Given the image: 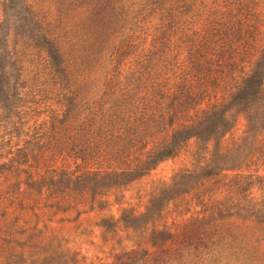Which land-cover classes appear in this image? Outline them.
Instances as JSON below:
<instances>
[{"label": "trees", "instance_id": "trees-1", "mask_svg": "<svg viewBox=\"0 0 264 264\" xmlns=\"http://www.w3.org/2000/svg\"><path fill=\"white\" fill-rule=\"evenodd\" d=\"M91 1L79 43L0 0V264L185 263L231 221L264 230V0ZM97 231L111 260L81 252Z\"/></svg>", "mask_w": 264, "mask_h": 264}, {"label": "rangeland", "instance_id": "rangeland-1", "mask_svg": "<svg viewBox=\"0 0 264 264\" xmlns=\"http://www.w3.org/2000/svg\"><path fill=\"white\" fill-rule=\"evenodd\" d=\"M65 0H41L45 13L54 25H59L63 31L74 34V40L80 43L82 39L89 37L83 23L86 21L91 9V0L81 5L71 8H65L61 5ZM68 1V0H66ZM65 1V2H66ZM138 6L139 0H128ZM63 7V9H62ZM60 9L62 11L60 12ZM59 30V28H57ZM61 31V30H60ZM120 33V32H119ZM117 33L115 36H117ZM42 55L35 54L33 57H25L24 68L25 75L30 82L34 78V73L41 69ZM96 74V73H95ZM244 128L243 117L239 118L236 126V132L241 133ZM188 151H184L176 157L165 160L160 163L149 176L142 178L134 184L131 190L127 192L128 196L136 197L139 191L148 186L154 179H169L172 174L182 165L188 162ZM99 232H96L95 244H90L87 237H82L81 252L89 258L99 255L104 259L111 260V254L108 248L98 247ZM214 245L209 244L206 253L198 260L187 258L188 262L178 263L174 260L171 264H264V230L256 227L252 223L231 221L226 226V232L214 239ZM213 241V242H214Z\"/></svg>", "mask_w": 264, "mask_h": 264}]
</instances>
